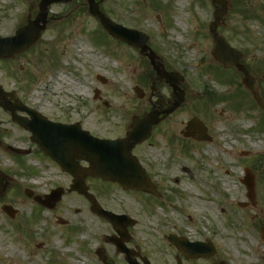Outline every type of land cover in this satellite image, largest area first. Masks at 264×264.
Returning a JSON list of instances; mask_svg holds the SVG:
<instances>
[{
    "label": "rangeland",
    "instance_id": "1",
    "mask_svg": "<svg viewBox=\"0 0 264 264\" xmlns=\"http://www.w3.org/2000/svg\"><path fill=\"white\" fill-rule=\"evenodd\" d=\"M40 1L0 0V25L12 23V34L29 20L37 19L42 28L29 48L0 58V84L16 90L24 104L52 120L78 122L99 138L113 139L123 137L133 117H143L159 96L172 97V88L157 78L144 54L102 28L88 0H60L41 13ZM96 1L112 21L149 35L158 61L184 76L180 87L189 97L155 130L151 143L135 151L162 192L160 198L96 178L86 179L89 192L104 209L129 214L136 221L128 227L132 237L127 244L140 245V253L155 264H174L179 255L166 239L171 232L191 241L209 240L216 247L211 258H183L184 264H264V113L240 77L213 57L209 24L219 6L212 5L213 0ZM226 1L219 33L242 51L245 64L261 78L264 0ZM77 43L84 44L89 57L76 53ZM260 78L258 85L264 90ZM136 86L144 89L142 99ZM197 116L209 126V142L180 134ZM0 123V167L9 176L0 193V264H71V257L79 264H103L96 254L100 246L107 261L121 264L123 255L105 241L106 235L116 236L113 224L92 212L85 195L67 191L70 175L47 159L30 141L31 134L2 108ZM11 148L31 149V154L22 156ZM205 150L212 151L210 157ZM246 168L254 175V201L242 183ZM58 186L65 192L52 209L24 193L31 188L36 195L49 194ZM3 203L17 209L14 218L3 211ZM60 219L67 223L60 224ZM64 239L77 242L72 252L61 248Z\"/></svg>",
    "mask_w": 264,
    "mask_h": 264
},
{
    "label": "water",
    "instance_id": "2",
    "mask_svg": "<svg viewBox=\"0 0 264 264\" xmlns=\"http://www.w3.org/2000/svg\"><path fill=\"white\" fill-rule=\"evenodd\" d=\"M59 0H42L40 2V10L45 9L53 2ZM90 1V11L95 16L97 15L104 25L105 29L108 30L114 37L121 38L125 42L136 45L141 48L142 51L147 48L148 37L142 33L132 29H126L120 24H116L106 17L101 11H99V3L94 0ZM220 6L226 8L225 0H214ZM221 11L215 12L216 20L211 25L214 28V38L217 42V46L214 51L215 59L220 60L225 67L235 66L242 69L245 73V84L252 90L255 99L258 101L260 107L264 108V100H262L259 95V91L256 87L257 80L250 76L249 72L243 68L240 63L241 53L234 48H231L227 43L220 38L216 32V28L219 24ZM40 28L38 25H29L22 28L16 35L10 38L0 39V57H12L14 53L22 52L23 50L30 47L34 41H36L40 36ZM150 61L154 64L155 69L161 79L165 78L168 83H170L174 88L183 79L182 76L177 73L166 72L161 65L156 63V54L154 51H150L148 54ZM138 90V89H137ZM139 91V90H138ZM5 96L4 90L0 87V100H3ZM184 95H180V101L176 102V106L180 105L183 101ZM0 104L11 111L15 109L11 108L5 102L0 101ZM175 106V107H176ZM21 111H27L31 115L30 121H24L20 117L14 116V119L18 120L26 129L28 128L33 132L32 140L39 143L44 153L48 156L50 155L57 163L61 164L63 169L72 174L75 177L73 189H76L80 194H85L92 204H95V197L87 192V187L83 182L86 175L98 176L109 181H118L124 188L131 189H142L144 191H152V186L149 181L144 177L143 170L138 165L137 159L132 157L131 148L136 143L143 142L149 135L152 129V125L155 123L156 113L151 112L145 115L144 120L139 121L134 120L132 127L133 131L127 134L126 138L108 140V139H98L91 135L89 132L81 128L79 124L64 125L61 123H54L47 120L39 112L29 109L27 107H18ZM171 111V110H170ZM167 111V112H170ZM197 120L193 119L188 123L189 128L197 127ZM205 130V128H204ZM82 160L88 161V167H81L80 162ZM246 186H248V197L254 199V186L252 178H248L244 181ZM2 182L0 179V191L2 190ZM63 189H56L47 195L45 199L37 197V200L42 202L44 205L52 208L54 204L62 198ZM6 212L11 216H14V209L9 207H4ZM93 211L99 215L107 217L115 227L120 225L126 232L127 225L131 224L127 220L126 216H115L106 210L104 211L100 206L94 205ZM126 219V220H123ZM125 234V233H124ZM264 237V229H263ZM169 240L177 244L179 249L185 253L186 256L201 257V256H211L214 254L212 247H206L204 243L199 242H188L184 239H179L173 235L169 237ZM116 244L121 250H124V245L121 241H117ZM100 257H103L104 251L100 249Z\"/></svg>",
    "mask_w": 264,
    "mask_h": 264
},
{
    "label": "flooded vegetation",
    "instance_id": "3",
    "mask_svg": "<svg viewBox=\"0 0 264 264\" xmlns=\"http://www.w3.org/2000/svg\"><path fill=\"white\" fill-rule=\"evenodd\" d=\"M262 89V88H261ZM262 92H263V89H262ZM185 93H186V100L188 99V97H189V95H188V93L186 92V90H185ZM17 97H16V95L14 94V97H10V96H7L6 97V100H8L9 101V103H10V105L11 106H14L15 107V105H17ZM174 100V96L172 95V97H170V98H164V99H162V97H161V99H160V102H158V103H155L156 105H155V109H157V111L158 112H160L161 114L165 111V109H167L168 107H170L171 105H172V101ZM152 105V107L154 106L153 105V103L151 104ZM7 112V111H6ZM9 113V112H8ZM175 113H176V110H175V112H173V113H171V114H168V116H166V118L163 120V121H161L159 124H157V125H155L154 126V128H153V131H152V135H151V138L150 139H148V140H146L144 143H142V144H139V145H135L134 146V150H133V153L134 154H136L135 153V151H136V149L138 148V147H141V146H143V145H145V144H149V143H151V141L153 140V136H154V132H155V130L161 125V124H164L166 121H170L174 116H175ZM10 114V113H9ZM23 116V118L26 120L27 119V115L25 116V115H22ZM161 116H163V115H161ZM1 124V123H0ZM17 124V123H16ZM18 125V124H17ZM19 128H21V129H23L20 125L18 126ZM3 131L1 130V127H0V147H2L4 144V142H3V137H2V135H3V133H2ZM138 156V155H137ZM139 157V156H138ZM139 159L141 160V162L142 163H144L143 162V159H141L140 157H139ZM146 169V168H145ZM147 170V169H146ZM148 171V170H147ZM0 177H8V173H5V171L0 167ZM100 181H103V180H101V179H99ZM151 180H153V179H151ZM154 181V180H153ZM105 182V181H104ZM6 183H8V180H6ZM155 190H157V192H159V195H158V197H161L162 196V192L158 189V186L156 185L155 186ZM151 197H156L155 195H153V194H149ZM158 197H156V198H158ZM132 237V236H131ZM128 246H129V248H131L132 249V253H131V255L135 258V260H136V262L138 263V264H143V257H147L150 261H151V258H149V256L148 255H144V254H142V253H140V245L138 246V245H130V244H128ZM123 261H124V263H126V261H125V256H123ZM123 261H122V263H123ZM185 261H190V259H185ZM182 262L184 263V260L182 259Z\"/></svg>",
    "mask_w": 264,
    "mask_h": 264
},
{
    "label": "bare ground",
    "instance_id": "4",
    "mask_svg": "<svg viewBox=\"0 0 264 264\" xmlns=\"http://www.w3.org/2000/svg\"><path fill=\"white\" fill-rule=\"evenodd\" d=\"M182 6H183V4H182ZM178 22H180V18H178ZM13 31H14V26L10 22L9 23L6 22V23L0 25V37L1 36H11ZM83 46H84V44L77 43L76 53L79 55L82 52L83 55H85L86 57H89L90 56V54H88L89 50L83 48ZM94 61H98V59L95 58ZM76 89L78 90V87ZM223 139H225V138L223 137ZM205 154H206V156L210 157V155L212 154V151L205 150ZM215 154H216V152H215ZM224 154H225V151H224ZM206 209H208L207 206H206ZM241 240L244 242V244H246V243L249 244V242H247V240H245L243 238H241ZM257 249H258V247L256 248V250ZM76 263H78V262H76Z\"/></svg>",
    "mask_w": 264,
    "mask_h": 264
}]
</instances>
